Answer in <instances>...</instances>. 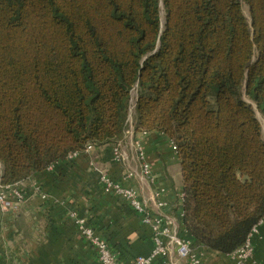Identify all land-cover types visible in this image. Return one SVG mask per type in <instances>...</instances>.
<instances>
[{
    "label": "trees",
    "instance_id": "obj_1",
    "mask_svg": "<svg viewBox=\"0 0 264 264\" xmlns=\"http://www.w3.org/2000/svg\"><path fill=\"white\" fill-rule=\"evenodd\" d=\"M134 90L192 248L234 253L264 219V0H0L1 183L116 141Z\"/></svg>",
    "mask_w": 264,
    "mask_h": 264
},
{
    "label": "crops",
    "instance_id": "obj_2",
    "mask_svg": "<svg viewBox=\"0 0 264 264\" xmlns=\"http://www.w3.org/2000/svg\"><path fill=\"white\" fill-rule=\"evenodd\" d=\"M138 143L143 147L153 180L144 176ZM116 144H120V157L114 153ZM103 172L134 187L154 209V192L163 188L169 205L159 212L173 215L180 234L192 241L183 219L182 168L172 139L161 131H136L133 124L116 141L93 145L90 150L68 156L18 183L27 199L19 203L15 214L0 211V262L100 264L95 249L79 233L72 211L89 218L119 251L123 264H131L138 255H149L153 248L152 226L144 223L127 201L104 192ZM34 181L48 193L47 200L34 189ZM252 241L254 256L245 264H264V220ZM196 250L202 255L203 264H236L233 254L206 247ZM170 257L177 264H187L175 251ZM160 263L156 259L152 264Z\"/></svg>",
    "mask_w": 264,
    "mask_h": 264
},
{
    "label": "built area",
    "instance_id": "obj_3",
    "mask_svg": "<svg viewBox=\"0 0 264 264\" xmlns=\"http://www.w3.org/2000/svg\"><path fill=\"white\" fill-rule=\"evenodd\" d=\"M92 147L93 145H88L85 150H90ZM173 148L175 150L177 149L174 142ZM138 151L142 160L144 176L153 180L150 165L145 160V153L140 143H138ZM76 153H72L69 156L71 157ZM114 153L117 157L121 156L120 144H116ZM52 166L53 164L48 168H52ZM101 184L105 193L127 201L141 215L143 222L151 225L153 228V248L151 253L149 255H138L131 264H152L156 259L161 260L160 264H177L170 257L173 251L176 252L179 259L185 260L187 264H203L202 255L196 249L192 248V241L180 234L178 226L176 225V218L173 215L159 212V210L169 205L163 196L165 191L163 188H158L154 192V203L156 206V209H154L149 206L148 202L140 198V194L134 187L125 186L108 173H102ZM33 187L41 194L42 199L47 200L49 198L48 193L38 185V182L34 181ZM26 199V194L18 186V183L4 185L0 181L1 212L15 214L19 203ZM71 216L74 217L81 236L95 249L100 264H123L119 251L112 247L109 240L97 230L88 217L81 216L75 211L71 212ZM263 220L253 228L246 243L232 253L235 256L236 264H245L253 258L254 245L252 239ZM0 264L2 263L0 262Z\"/></svg>",
    "mask_w": 264,
    "mask_h": 264
},
{
    "label": "rangeland",
    "instance_id": "obj_4",
    "mask_svg": "<svg viewBox=\"0 0 264 264\" xmlns=\"http://www.w3.org/2000/svg\"><path fill=\"white\" fill-rule=\"evenodd\" d=\"M244 12H245V14L247 16H249V11H248V7L247 6H244ZM135 96H136V90H134L133 93H132V101H131L132 104H131L130 114H129V117H128V126H127V128H129L131 125L134 124V117L136 116L135 115V109H134ZM257 115H258L260 121L262 122L263 132H264V117L262 116V114L258 110H257Z\"/></svg>",
    "mask_w": 264,
    "mask_h": 264
}]
</instances>
